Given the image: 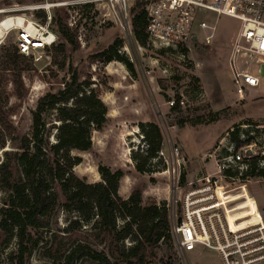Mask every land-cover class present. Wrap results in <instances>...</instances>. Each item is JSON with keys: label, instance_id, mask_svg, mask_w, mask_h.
I'll return each mask as SVG.
<instances>
[{"label": "rangeland", "instance_id": "obj_1", "mask_svg": "<svg viewBox=\"0 0 264 264\" xmlns=\"http://www.w3.org/2000/svg\"><path fill=\"white\" fill-rule=\"evenodd\" d=\"M138 1L149 0H129L130 9ZM58 13L66 19L64 12ZM103 13L94 10L82 16L85 25L76 31L77 49L65 44L63 51L52 49L39 61L25 60L20 97L12 85L4 50L0 49V165L6 163L9 167L8 174L0 172V208L7 196L6 188L21 177L15 155L20 152L21 138L29 134L31 111L42 95L62 89L71 73H76L80 82L88 81L90 89L107 108L106 123L91 134V149L71 152L72 156L81 158L73 173L86 183L94 184L101 181L98 166L121 170L124 176L118 184V195L123 200L134 191L141 193L142 205L169 200V180L166 175L157 173L160 166H155L150 173L135 170L132 155L146 147L139 123H154L159 127L163 137L161 149L165 154L169 143L178 146L184 158L187 182L214 175V160L219 152L235 151L244 157L264 154V133L260 130L241 148L236 149L231 141L232 132L245 139L251 131L249 124L264 127L262 94L254 91L239 99L231 83L228 59L238 32V21L200 11L193 28L197 42L164 46L148 41L146 47H141L131 30H122L116 22L104 18ZM200 21H205L212 29H200ZM209 35L211 39L207 43L205 38ZM116 39L122 41L119 54L132 64L134 72L118 61L105 64L91 58ZM13 43L14 35L6 40L5 49ZM60 43L64 41L59 37L57 44ZM178 100H183L184 104L172 109L169 102ZM44 120L51 133L50 140L54 141L55 113H47ZM246 185L264 213V180L249 179ZM187 188L185 185L182 190ZM54 190L61 205L64 197L59 186L55 184ZM77 218L76 213L58 206L47 229L32 231V240L37 241V245L26 257V264H62L67 251L77 243L104 252L113 261L120 256L122 244L131 245L130 240L116 242L98 226L92 227V223L81 222L79 228L68 229L70 220ZM118 225H122L121 220ZM15 249V240L8 242L0 230V264H10L8 253ZM186 256L189 264L218 262L214 252L203 249H195ZM148 260L154 264H183L173 239L161 243ZM73 264L97 263L77 258Z\"/></svg>", "mask_w": 264, "mask_h": 264}, {"label": "trees", "instance_id": "obj_2", "mask_svg": "<svg viewBox=\"0 0 264 264\" xmlns=\"http://www.w3.org/2000/svg\"><path fill=\"white\" fill-rule=\"evenodd\" d=\"M147 2L138 1L130 9L131 32L138 45L146 47L149 38L146 34L147 13L144 9ZM53 29L64 43L57 44L53 49L63 51L65 44L73 49L78 48L76 30L66 25V19L55 12ZM122 45L116 39L103 51L91 58L108 64L118 61L126 65L130 72L133 66L118 52ZM7 68L12 73V85L18 97L24 88L22 81V65L30 59L18 53L15 45L3 46ZM90 83L80 82L76 73H71L68 81L57 92H47L36 102L31 111V126L28 135L20 140V152L15 156L20 168V179L12 182L7 189V196L0 208V230L8 242L15 240L16 249L8 253L10 264H26V257L37 245L32 240V231L47 229L58 206L66 212H74L79 218L70 220L68 229L79 228L81 222L98 226L106 236L113 237L116 242L130 240L131 245L122 244L120 256L111 261L104 253L84 243L73 245L64 257L62 264H73L77 258H85L97 264H154L149 259L152 252L163 242L171 241L170 223L166 203L155 202L141 204V193L134 191L123 200L118 195V184L123 178L121 170L112 171L105 166H98L101 181L88 184L74 173V166L81 162L72 151L85 152L91 149V134L101 130L106 123L107 108L99 99ZM176 104L172 109H177ZM55 113V121L51 133L46 127L44 117L47 113ZM257 127V124L254 125ZM248 128L256 134L258 130ZM143 133L142 150L133 153L135 170L138 173H150L155 166L163 168L157 154L162 148L163 137L159 127L154 123H139ZM253 129V130H252ZM250 131V132H251ZM249 132V133H250ZM246 134L241 139L237 132L231 133V141L235 148L248 145L253 138ZM156 160V161H155ZM155 161V162H154ZM247 170L242 178L264 180V154L245 160ZM9 171L6 163L0 165V172ZM238 171H227L226 175H237ZM58 185L64 202L59 205V196L54 190ZM118 220L122 225H118Z\"/></svg>", "mask_w": 264, "mask_h": 264}, {"label": "built area", "instance_id": "obj_3", "mask_svg": "<svg viewBox=\"0 0 264 264\" xmlns=\"http://www.w3.org/2000/svg\"><path fill=\"white\" fill-rule=\"evenodd\" d=\"M144 9L149 40L164 46L197 42L193 34L197 12L238 21L228 59L232 86L239 99L254 91L264 98V0H149ZM94 10L104 11L103 17L122 30H131L129 0H0V49L14 35L18 53L39 61L58 43L53 29L55 12H64L66 25L79 31L85 25L82 16ZM198 27L212 29L205 21ZM210 39L209 35L205 42ZM176 102L184 104L178 100L169 105ZM250 157L235 151L219 152L214 175L187 182L178 146L169 143L166 154L162 149L158 152L163 168L157 173L169 180L166 208L170 234L183 264H189L186 254L195 249L214 252L216 264H264V213L249 192V179L242 178L247 170L245 160ZM236 170L237 175H226ZM185 185L188 188L183 191Z\"/></svg>", "mask_w": 264, "mask_h": 264}, {"label": "water", "instance_id": "obj_4", "mask_svg": "<svg viewBox=\"0 0 264 264\" xmlns=\"http://www.w3.org/2000/svg\"><path fill=\"white\" fill-rule=\"evenodd\" d=\"M196 39H195V37L193 38V41H195Z\"/></svg>", "mask_w": 264, "mask_h": 264}]
</instances>
